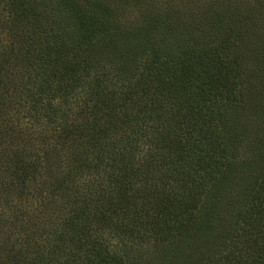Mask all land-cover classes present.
Returning a JSON list of instances; mask_svg holds the SVG:
<instances>
[{"label":"trees","instance_id":"obj_1","mask_svg":"<svg viewBox=\"0 0 264 264\" xmlns=\"http://www.w3.org/2000/svg\"><path fill=\"white\" fill-rule=\"evenodd\" d=\"M49 1L52 9L42 0L41 11L31 0L5 2L2 26L23 55H36L15 84L21 96L3 95L0 115L14 109L11 122L43 125L47 141L10 160L13 183L39 174L42 162L44 171L47 162L66 163L44 196L74 207L37 216L31 231L17 218L19 237L3 242L0 264H264V130L226 114H264V37L244 32L243 46L255 47L242 54L235 18L224 22V11L209 7L192 24L189 0L181 13L179 0H165L125 22L109 21L105 3L121 12L138 0ZM109 71L117 80L105 87ZM233 174L247 191L238 221L216 203ZM81 180L88 188L73 195ZM148 237L163 245L145 257L135 245Z\"/></svg>","mask_w":264,"mask_h":264},{"label":"rangeland","instance_id":"obj_2","mask_svg":"<svg viewBox=\"0 0 264 264\" xmlns=\"http://www.w3.org/2000/svg\"><path fill=\"white\" fill-rule=\"evenodd\" d=\"M78 1L84 4V0ZM89 1L108 2L110 0ZM164 1L165 0H138L137 7H133L130 5L121 12L119 11V8L117 6L105 3L109 6L107 14H105V16L109 21L116 20L115 17L117 16L123 22H125L126 19L134 21L142 18L148 11L157 9L158 5L162 4V2ZM222 1H224V5L221 4ZM0 2V18L5 20L6 14L10 12L5 5V2H9V0H0ZM177 2L178 9L181 13L183 8L187 6V4L185 0H179ZM42 3V0H31L30 5L34 8H37V11H41ZM47 5V8H50L51 10L53 6L49 0H47ZM188 6H190V9H192V17H186V19H190L192 24L198 23V21H200L202 18L208 16L210 12V10H208L209 7H212L216 11H224V22L233 20L235 18L240 31L243 32L240 47V51L242 54L252 52L255 47V44L246 47L243 46V40L245 38L244 32L248 30L246 37L251 40H253L254 38L259 39L261 36L264 37V0H189ZM230 9L231 13H229ZM233 9L238 10L232 12ZM81 10L83 13H86L89 9L88 7H84ZM211 13H213V11H211ZM64 20L61 22L63 25H61V27L68 29L65 27ZM2 23L3 21L0 20V102H5L4 100H2L3 95L5 96V99L7 98V102H9L13 101V98L18 96L19 94L21 96V93L18 89H16L15 84H17V79H19L20 77H24V80L27 79V76L31 71V64H29V61L35 57L36 53L27 52L26 50V55H23L22 51L24 49L16 47V45L12 42L13 39L11 38V35H8V29L6 27H3ZM45 27L48 28L47 23L45 24ZM49 27L54 33L58 31V26H56L55 24H52ZM21 30L27 32L26 29ZM18 36V44L24 45L28 42V39L20 40V34ZM10 47L11 49L15 48L14 51H18L17 56L13 52L10 53ZM102 63L104 62L102 61ZM108 73L111 74L109 77L110 82L107 81L104 84L105 87L109 83L116 82L117 80L118 74L115 73V71H109ZM257 80L260 86H263L264 89V75H260ZM252 94H254V92L251 93L250 89L247 93L245 101ZM246 105H250L248 101H246ZM233 111L234 110L229 109V111H227L226 113L227 116H233V118H242L244 120V123H248V125L251 126H256V128L257 126H260L261 130H264L263 113L258 112L248 114L242 108H237V112L234 114L232 113ZM15 114H17V112H15L14 109H10L8 112V116L0 115V187H4L0 191V256L3 255L2 250H5V247H3V242H5V240L9 238L10 241H15L19 237L18 228L13 224L17 218L20 222V224L16 222L17 226H25L29 231H31V228L34 227L36 221L39 220L37 219V216H39L40 218L56 215L59 216V213L61 215L66 214V211H68L69 209L71 210L74 207L73 201L69 199L66 200L69 205L68 208L67 203H65V198L54 196L52 198H45L44 196V193L49 187V184H52L54 182V179H52L51 176H58L59 170L57 169L64 170L65 166L67 165L66 163L59 164L52 162V164H50V162L48 163L46 161L47 165L52 170L44 171L43 169L45 168V162L41 161L42 163L39 167V174L33 176L31 179H27L23 183H13V181L10 179L9 170L10 168H13V165L10 166L9 162L10 160L18 156L16 154H19L22 149L23 151H32L33 149L30 150V148L33 145L37 148L42 149L47 144V141L44 142L43 139H39L43 135V125L39 124L37 125V127H31L30 125H27L24 119H21L19 122L13 120L11 122L10 118H12ZM146 132L151 134L150 130H146ZM147 136L150 137V135ZM151 138L152 137H150L149 139ZM155 138L157 139V136ZM159 147L162 148V145L160 143L155 146H150L149 148L150 150H154ZM34 153H38L37 149H35ZM52 156L58 158L62 155H51V159L53 158ZM6 167H8V169H6ZM90 177L91 175L85 176L84 178ZM183 181H186V178H184ZM86 184H88L86 180H81V182H79L77 185V188L79 186V189L73 190L72 194L76 195V193L80 191H86V187L88 188V186H85ZM228 185L229 187L225 191H228L226 197H221L219 191L216 203L217 205H220L224 208L225 206H230L232 217L234 218V220L238 221L240 205L246 206V204L244 203L247 201L245 199V192L247 191H244V188L242 187V181L240 179H237L235 174L232 175L231 182L229 181ZM5 190L9 191L6 192ZM210 190L211 188L208 187L205 191V194H207ZM21 212H23L24 215H22ZM194 216L196 218H200L199 222H202V220L206 218V216H202L201 213L197 211V209L195 210ZM148 238L149 239L145 240V242H147V245L144 246V248L143 245H135L138 252H145V257L152 254L156 255L160 249L158 245H163L162 241H160L161 239L157 240L151 237ZM141 248L146 250L142 251ZM148 248L150 251L148 250Z\"/></svg>","mask_w":264,"mask_h":264}]
</instances>
